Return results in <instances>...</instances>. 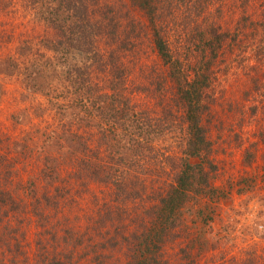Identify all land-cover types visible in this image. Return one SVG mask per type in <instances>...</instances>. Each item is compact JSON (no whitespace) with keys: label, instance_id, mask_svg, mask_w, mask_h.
Masks as SVG:
<instances>
[{"label":"rangeland","instance_id":"rangeland-1","mask_svg":"<svg viewBox=\"0 0 264 264\" xmlns=\"http://www.w3.org/2000/svg\"><path fill=\"white\" fill-rule=\"evenodd\" d=\"M65 2L0 0V189L13 192L23 205L19 211L0 209V264H127L134 253L125 239L144 231L147 210L172 182L173 161L180 162L187 139L184 114L176 112L175 91L164 83L168 70L154 49L145 15L129 0H84L91 24L96 19L107 26L103 34L92 31L89 42L108 58L115 51L108 50L115 43L109 24L114 20L124 35L134 25V44L121 53L132 72L129 93L138 112L160 120V126L151 119L152 128L148 121L142 126L152 132L155 145L140 150L145 156L135 167L148 176L145 193L136 200L118 198L109 185L79 180V157L64 161L66 146L43 149L52 131L67 139L78 125H86L76 117L83 95L75 82L92 63L89 52L67 47ZM197 7V0H169L164 13L171 12L169 40L183 59L189 52L190 67L200 60L202 27L214 23L228 37L212 67L213 101L204 118L218 166L216 186L228 195L191 206L158 259L163 264H264V0H212L204 13ZM75 39L84 41L81 35ZM158 82L166 86L162 97ZM163 98L167 104H161ZM15 142L25 148L14 147ZM48 156L62 164L53 185L41 172ZM126 163L122 168L132 170ZM245 186L249 190L242 195Z\"/></svg>","mask_w":264,"mask_h":264},{"label":"trees","instance_id":"trees-1","mask_svg":"<svg viewBox=\"0 0 264 264\" xmlns=\"http://www.w3.org/2000/svg\"><path fill=\"white\" fill-rule=\"evenodd\" d=\"M129 1L149 22L154 49L162 65L168 70L167 82L164 83L171 84L172 91H175L174 108L178 113L182 110L186 124L187 139L180 162L177 164L173 161L175 167L172 182L157 195V201L148 208L144 231L132 239H125L129 246L132 244L134 253L127 264H163L159 261L157 253L171 238H175L176 231L184 224L186 213L191 214V206L200 200L215 203L228 195L225 190L216 186L218 166L213 160V145L204 125V118L210 112L213 101L212 87L215 77L212 67L228 37L214 23L202 27L201 40L197 47L200 60L195 67H190L193 63L189 61V52L186 59H183L177 52L179 50H175L169 40L166 19L171 17V12L164 13L169 0ZM197 1V8L202 13L206 12L212 3V0ZM79 3L81 5H78ZM62 9L67 12L65 25L69 26L66 32L62 29V35L71 41L68 45L65 44L68 49L77 47L85 53L89 52L88 59L92 63L82 69L84 73L81 80L75 82L78 84L77 94L79 97L83 95L80 100L81 110L76 117L80 123L85 121L86 125H78L76 130L69 132L71 135H68L67 139L52 131L47 135L43 149L56 152L66 146L68 149L63 156L64 161L69 160L67 162L72 163L79 157V163L76 165V176L79 180H84L85 177L93 183L109 185L111 194H116L118 198L125 195V201L139 199L146 188L143 178L148 180V176L146 174L143 177L139 169L135 170L137 159H143L145 156L140 150H152L155 146L151 138L152 132L143 130V122L145 124L148 121V126L152 128V122L149 120L159 126L160 120L154 121L151 114L146 116L144 112H138L134 104L135 98L129 93L133 83L130 76L132 72L126 70L127 65L123 61L126 53L124 57L121 53L122 50H131L130 46L134 44L131 31L134 25L127 35H124L123 31H118L120 27L114 20L109 24L114 28L112 34L115 43L109 45L108 50L115 51L108 58L104 49H99L93 42H89L92 39V31L103 34L107 26L96 19L97 23L91 24L89 7L84 4V0H66ZM77 35H81L84 41L76 40ZM85 46L87 49L84 50ZM88 68L94 69L89 71ZM93 71L96 76L92 74ZM85 75L89 76V81L83 80ZM94 80L98 83H93ZM157 85V90L164 91L160 95L162 97L166 94V86L160 82ZM135 92L143 94L132 91ZM160 102L167 104L165 98ZM80 114L84 115L81 119ZM79 122L75 120L72 123ZM73 126L75 125L69 129L72 130ZM14 147L24 149L25 145L15 142ZM124 162L131 164L133 169L122 168ZM61 165L58 158L46 157L41 172L48 184L53 185L59 181ZM7 166H14V163L11 162ZM134 185H139V189ZM246 187L241 188L239 193L243 195L248 192ZM0 191V209L6 207L15 211L23 210L22 202L17 201L13 192L4 189ZM47 193L46 191L48 199Z\"/></svg>","mask_w":264,"mask_h":264}]
</instances>
